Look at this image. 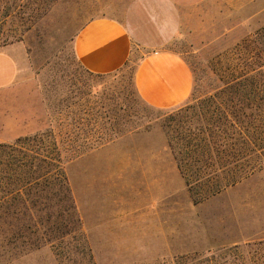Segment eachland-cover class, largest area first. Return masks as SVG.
Listing matches in <instances>:
<instances>
[{
  "label": "rangeland",
  "instance_id": "rangeland-1",
  "mask_svg": "<svg viewBox=\"0 0 264 264\" xmlns=\"http://www.w3.org/2000/svg\"><path fill=\"white\" fill-rule=\"evenodd\" d=\"M187 3L193 29L160 48L181 53L193 71L192 93L201 96L260 52V42H244L264 28V0ZM134 7L140 11L141 0H0V53L17 65L14 81L0 85V143L45 129L48 113L57 119L68 102L115 108L131 130L66 163L75 213L55 199L17 216L8 207L0 264H207L209 250L264 240V169L194 202L167 139L172 112L137 93L134 73L151 47L134 48L110 76L81 66L74 51L81 27L103 16L126 20Z\"/></svg>",
  "mask_w": 264,
  "mask_h": 264
},
{
  "label": "trees",
  "instance_id": "trees-1",
  "mask_svg": "<svg viewBox=\"0 0 264 264\" xmlns=\"http://www.w3.org/2000/svg\"><path fill=\"white\" fill-rule=\"evenodd\" d=\"M253 42L261 43L260 52L241 58L243 67L230 73L222 86L201 96L194 92L184 105L166 109L172 112L168 143L195 203L264 169V28L244 44L248 48ZM81 66L98 78L113 73L96 74ZM113 112L112 107L84 108L68 102L59 107L57 119L48 113L45 129L0 143V216L9 213L8 207L17 216L21 207L35 208L50 199L75 213L65 165L131 132L119 125ZM204 254L207 264H264V240Z\"/></svg>",
  "mask_w": 264,
  "mask_h": 264
},
{
  "label": "crops",
  "instance_id": "crops-1",
  "mask_svg": "<svg viewBox=\"0 0 264 264\" xmlns=\"http://www.w3.org/2000/svg\"><path fill=\"white\" fill-rule=\"evenodd\" d=\"M187 1L141 0L143 7L140 11L134 7L126 20L112 16L91 19L76 35L75 54L87 70L107 74L123 69L134 48L151 47L134 73L137 93L154 108L177 106L192 93L193 71L180 52L160 47L179 38L188 26L193 29ZM16 68L11 57L0 53V85L14 81Z\"/></svg>",
  "mask_w": 264,
  "mask_h": 264
}]
</instances>
